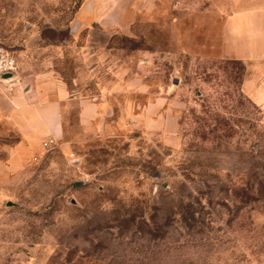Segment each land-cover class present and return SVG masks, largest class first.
Returning a JSON list of instances; mask_svg holds the SVG:
<instances>
[{
  "label": "rangeland",
  "instance_id": "rangeland-1",
  "mask_svg": "<svg viewBox=\"0 0 264 264\" xmlns=\"http://www.w3.org/2000/svg\"><path fill=\"white\" fill-rule=\"evenodd\" d=\"M83 1L0 0V48H42L70 94L15 171L0 86V264H264V58L219 52L264 0H169L94 50Z\"/></svg>",
  "mask_w": 264,
  "mask_h": 264
},
{
  "label": "crops",
  "instance_id": "crops-1",
  "mask_svg": "<svg viewBox=\"0 0 264 264\" xmlns=\"http://www.w3.org/2000/svg\"><path fill=\"white\" fill-rule=\"evenodd\" d=\"M168 1L84 0L70 26L76 24V35L84 32L83 42L94 50L93 47L99 44L96 37L100 36L104 38L103 42H106L108 37L114 34H128L139 18L151 21L156 11H164ZM243 19L233 37L238 44L252 42L251 49L226 48L231 22L225 18L220 28V56L243 61L264 58V42L260 48L253 49L260 37L264 41V21L253 11L245 12ZM43 53L42 48L35 47L23 51V56L20 58L15 57L21 66L19 82L10 94L2 88L4 92L2 93V119L12 124L17 134L27 140V144L26 142L24 145L18 144L8 150V160L2 162L3 169L11 167L17 171L22 167L30 155L27 146L33 137L43 135L55 137L60 131L62 122L60 106L70 94L64 81L57 79L47 64L38 63L37 60ZM83 106V113L90 109L85 102ZM35 124H40L42 128L38 129Z\"/></svg>",
  "mask_w": 264,
  "mask_h": 264
},
{
  "label": "built area",
  "instance_id": "built-area-1",
  "mask_svg": "<svg viewBox=\"0 0 264 264\" xmlns=\"http://www.w3.org/2000/svg\"><path fill=\"white\" fill-rule=\"evenodd\" d=\"M21 71L20 63L12 52L0 48V86L4 90H12L19 82V74ZM49 143H45L48 146Z\"/></svg>",
  "mask_w": 264,
  "mask_h": 264
},
{
  "label": "water",
  "instance_id": "water-1",
  "mask_svg": "<svg viewBox=\"0 0 264 264\" xmlns=\"http://www.w3.org/2000/svg\"><path fill=\"white\" fill-rule=\"evenodd\" d=\"M70 29H71V31H72V32H75V29H76V24H74V25L70 26Z\"/></svg>",
  "mask_w": 264,
  "mask_h": 264
}]
</instances>
